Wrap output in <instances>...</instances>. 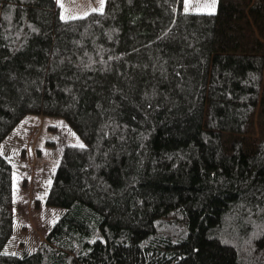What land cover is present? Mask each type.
<instances>
[{
  "label": "trees",
  "instance_id": "obj_1",
  "mask_svg": "<svg viewBox=\"0 0 264 264\" xmlns=\"http://www.w3.org/2000/svg\"><path fill=\"white\" fill-rule=\"evenodd\" d=\"M28 115L62 118L44 198L63 211L34 251L14 230L0 153V264H264V0H0V144ZM37 207V202H35Z\"/></svg>",
  "mask_w": 264,
  "mask_h": 264
},
{
  "label": "rangeland",
  "instance_id": "obj_2",
  "mask_svg": "<svg viewBox=\"0 0 264 264\" xmlns=\"http://www.w3.org/2000/svg\"><path fill=\"white\" fill-rule=\"evenodd\" d=\"M60 17L74 19L101 11V0H55ZM105 0H103L104 6ZM186 12H202L211 0H187ZM61 4L63 7H61ZM217 0H215V9ZM83 144L82 139L62 118L28 115L1 142L0 153L13 169L14 230L3 253L21 256L35 250L49 226L62 213L49 207L44 198L66 145ZM37 202V207H35Z\"/></svg>",
  "mask_w": 264,
  "mask_h": 264
},
{
  "label": "snow or ice",
  "instance_id": "obj_3",
  "mask_svg": "<svg viewBox=\"0 0 264 264\" xmlns=\"http://www.w3.org/2000/svg\"><path fill=\"white\" fill-rule=\"evenodd\" d=\"M58 3H59V0H58ZM61 7H63V5L61 4ZM189 7L188 3H187V0L185 2V8L187 9ZM103 8V0H101V9ZM214 9H215V0H211V3L209 4H205L204 7H203V10L206 11L208 14H214ZM62 19L64 18L63 17V14H62ZM75 146H78L80 148H83L84 145L83 144H79L77 143V145Z\"/></svg>",
  "mask_w": 264,
  "mask_h": 264
}]
</instances>
